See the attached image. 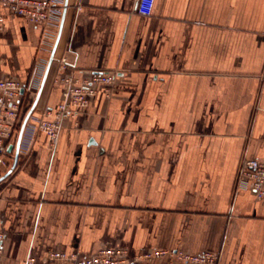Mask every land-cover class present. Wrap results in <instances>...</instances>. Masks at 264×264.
<instances>
[{
  "label": "crops",
  "instance_id": "1",
  "mask_svg": "<svg viewBox=\"0 0 264 264\" xmlns=\"http://www.w3.org/2000/svg\"><path fill=\"white\" fill-rule=\"evenodd\" d=\"M136 1L67 0L0 181V264L101 249L264 264V199L237 187L241 161L264 160V0H155L148 17ZM0 16V78L23 84L24 117L58 28ZM97 72L114 81L50 142L35 120L62 101L63 79ZM12 162L7 149L0 177Z\"/></svg>",
  "mask_w": 264,
  "mask_h": 264
},
{
  "label": "built area",
  "instance_id": "2",
  "mask_svg": "<svg viewBox=\"0 0 264 264\" xmlns=\"http://www.w3.org/2000/svg\"><path fill=\"white\" fill-rule=\"evenodd\" d=\"M63 1L0 0V11L7 9L11 14L32 24L57 30ZM154 2L155 0H137L136 13L143 17L150 16ZM2 23L3 18L0 16V25ZM114 78V72H97L81 82L63 79L62 101L54 110L47 109L35 120L36 130L47 135L50 142L54 143L63 120L75 117L80 109L88 105L96 85L108 86ZM35 80L34 85L38 86L40 77H35ZM23 89V84L15 77L0 78V163H4L8 146L15 143L23 119L20 103V91ZM237 187L250 191L257 199H264V160L250 158L241 161L237 171ZM3 240L0 218V255ZM158 259H164L162 264H217L218 255L215 251L190 254L179 250H153L130 259L119 249H101L90 257L53 250L47 254L45 261L37 262L28 258L26 264H151Z\"/></svg>",
  "mask_w": 264,
  "mask_h": 264
},
{
  "label": "water",
  "instance_id": "3",
  "mask_svg": "<svg viewBox=\"0 0 264 264\" xmlns=\"http://www.w3.org/2000/svg\"><path fill=\"white\" fill-rule=\"evenodd\" d=\"M66 8H67V0H64L62 14H61V20H60V24H59V28H58V33H57L53 48L51 50L47 65L45 67L43 76L41 78L39 87L37 89L36 95H35V97H34V99L32 101V104H31L30 108L27 110V112L25 113V115H24V117H23V119L21 121L20 128H19V131L17 133V137H16V140H15V143L8 147V152L9 153H12V151H13V162H12V165L8 169V171L2 177H0V181L3 180L6 176H8L11 173V171L14 169L15 165H16L17 158H18V153H19V148H20V144H21V140H22V137H23V133H24L26 124H27L28 120L30 119V117H31V115H32V113H33V111H34V109H35V107H36V105H37V103L39 101L40 95L42 93V90H43V87H44V84H45V81H46V78H47V75H48V72H49L50 65H51V63L53 61V56H54V53H55V50H56V47H57V44H58V41H59V37H60V34H61V29H62V26H63V21H64V17H65V13H66ZM20 93L22 94L23 90H21Z\"/></svg>",
  "mask_w": 264,
  "mask_h": 264
}]
</instances>
